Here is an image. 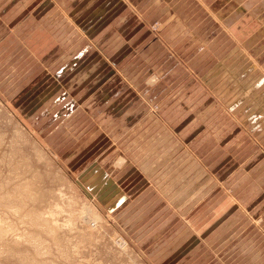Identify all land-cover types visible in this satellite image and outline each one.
<instances>
[{
	"label": "rangeland",
	"instance_id": "1",
	"mask_svg": "<svg viewBox=\"0 0 264 264\" xmlns=\"http://www.w3.org/2000/svg\"><path fill=\"white\" fill-rule=\"evenodd\" d=\"M261 7L121 0L122 51L66 88L0 20V264H264Z\"/></svg>",
	"mask_w": 264,
	"mask_h": 264
},
{
	"label": "crops",
	"instance_id": "2",
	"mask_svg": "<svg viewBox=\"0 0 264 264\" xmlns=\"http://www.w3.org/2000/svg\"><path fill=\"white\" fill-rule=\"evenodd\" d=\"M261 2L263 8L259 9L255 21V26H258L256 30H259L256 35L259 37L264 35V0ZM0 5L1 30H5L1 41L2 53L4 50L16 51L20 58L17 62H21V67L53 69L54 74L49 76L50 82L56 86L64 83V88L68 82L71 84L75 75L80 77L81 70L88 66L87 62H84L87 56H92L93 63L97 60L99 62L95 65L101 66L98 51L101 53L103 50L109 56L120 53V32L124 26L129 25L123 22L128 19L127 16H123L122 20L119 13L121 0H0ZM208 5L215 13H218V7L221 8L212 2ZM247 8L244 9L246 13ZM9 9L11 12H8ZM230 9L243 17L242 9L238 10L237 6ZM110 22L117 25V31L107 29ZM145 26L147 27L146 23H142L141 28ZM75 27L82 30L79 31ZM10 32V36L5 39V35ZM141 45L144 46V43ZM2 66L13 64L3 63ZM260 68L264 70V59ZM88 69L85 73H88ZM106 77L102 75L95 85L73 100L84 104L99 90ZM90 81L92 82V79ZM258 81L264 83V77L258 78ZM79 83L85 84L88 80H80ZM68 92L71 96L72 91ZM65 96L68 97L67 94ZM237 197L240 200L242 198L240 195Z\"/></svg>",
	"mask_w": 264,
	"mask_h": 264
},
{
	"label": "bare ground",
	"instance_id": "3",
	"mask_svg": "<svg viewBox=\"0 0 264 264\" xmlns=\"http://www.w3.org/2000/svg\"><path fill=\"white\" fill-rule=\"evenodd\" d=\"M155 79V78H154ZM150 82H151V80H150ZM156 82V81H155ZM154 82V83H155ZM124 161V159H120L119 161H118V165L121 163V161ZM121 166V165H120ZM57 197V196H56ZM26 198H27V196H26ZM59 198V197H58ZM57 200V199H56ZM28 201V200H27ZM39 202V201H38ZM64 208V207H63ZM17 209V208H16ZM98 209V208H97ZM57 210V209H56ZM67 210V209H66ZM88 210H89V212L94 216L93 218L96 220V222H100V221H102L103 219H102V217H101V215L97 212L98 210H96V208H95V206H90V208H88ZM50 212V211H49ZM39 215H41V213L39 214ZM55 215V214H54ZM13 216V215H12ZM36 219V218H35ZM13 220V219H12ZM27 222V221H26ZM51 224V223H50ZM51 225H53V224H51ZM68 225V224H67ZM98 225V224H97ZM92 226V225H91ZM46 227V226H45ZM103 227H105V226H103ZM102 227V228H103ZM29 228V227H28ZM44 228V227H43ZM24 230V229H23ZM45 230V229H44ZM112 230V229H111ZM48 231V230H47ZM1 232V231H0ZM40 233V232H39ZM0 235H1V233H0ZM4 234H2V236H3ZM36 235V234H35ZM60 235V234H59ZM68 237V236H67ZM5 240V239H4ZM18 242V241H17ZM124 242V241H123ZM73 243V242H72ZM125 243V242H124ZM60 244V243H59ZM64 244V243H63ZM74 244V243H73ZM8 246V245H7ZM11 248V247H10ZM41 248V247H40ZM49 248V247H48ZM67 248V247H66ZM5 249V248H4ZM29 249V248H28ZM27 249V250H28ZM7 250V249H6ZM16 250V249H15ZM40 250V249H39ZM38 250V251H39ZM11 251V250H10ZM9 251V252H10ZM24 251H25V249H24ZM23 251V252H24ZM16 252V251H15ZM27 252V251H26ZM43 252V251H42ZM16 253H19V252H16ZM21 253V252H20ZM25 253V252H24ZM80 253H82V252H80ZM22 254V253H21ZM88 254V253H87ZM9 255V254H8ZM39 255V254H38ZM54 255V254H53ZM69 255V254H68ZM11 256V255H10ZM82 256H83V253H82ZM132 256V255H131ZM136 256V255H135ZM21 257V256H20ZM76 258V257H75ZM82 258V257H81ZM131 258V257H130ZM24 259V258H23ZM64 259V258H63ZM84 259V258H83ZM26 261V260H25ZM96 261V260H95ZM82 263V262H81ZM59 264V263H58Z\"/></svg>",
	"mask_w": 264,
	"mask_h": 264
}]
</instances>
